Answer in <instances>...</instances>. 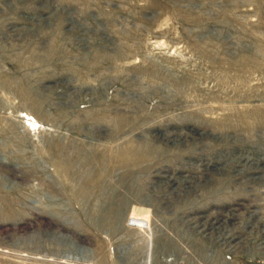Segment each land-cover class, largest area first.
<instances>
[{"label":"rangeland","instance_id":"1","mask_svg":"<svg viewBox=\"0 0 264 264\" xmlns=\"http://www.w3.org/2000/svg\"><path fill=\"white\" fill-rule=\"evenodd\" d=\"M0 264H264V0H0Z\"/></svg>","mask_w":264,"mask_h":264}]
</instances>
